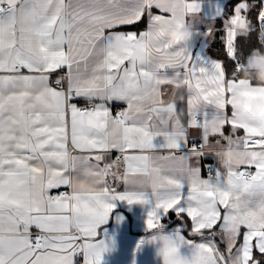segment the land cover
Returning a JSON list of instances; mask_svg holds the SVG:
<instances>
[{
    "label": "snow or ice",
    "instance_id": "6c2138e0",
    "mask_svg": "<svg viewBox=\"0 0 264 264\" xmlns=\"http://www.w3.org/2000/svg\"><path fill=\"white\" fill-rule=\"evenodd\" d=\"M255 8L241 0L223 21L229 76L194 48L213 32L197 23L225 16L219 0H0V264H103L118 202L144 210L137 248L157 243L163 264H264V107L238 102L264 105L251 69L264 49L237 45ZM145 13V30H115ZM255 15L264 43V3ZM177 16L192 38L156 46L157 25ZM234 145L241 158L222 160Z\"/></svg>",
    "mask_w": 264,
    "mask_h": 264
},
{
    "label": "crops",
    "instance_id": "0c3cea01",
    "mask_svg": "<svg viewBox=\"0 0 264 264\" xmlns=\"http://www.w3.org/2000/svg\"><path fill=\"white\" fill-rule=\"evenodd\" d=\"M228 0H219L222 6L226 8V3ZM120 3H127L128 0H118ZM155 10V14H159L158 9ZM218 19V18H217ZM216 19V20H217ZM215 21L208 20L206 22H198L196 25V30L203 32L206 30L208 25H211L213 31L215 30ZM125 26V25H124ZM121 27V26H119ZM118 27V28H119ZM146 29V28H145ZM116 31H119L115 29ZM127 32V31H125ZM163 36V40L158 41V45H162L164 41L167 42V47L171 48L168 43L167 37L161 33ZM213 32L211 35L205 37L203 35L195 38L194 40V48L195 50L202 51L207 57L211 59H215L209 56L207 53V48L212 41ZM180 43V42H177ZM160 55V54H158ZM160 56H167L166 54ZM260 61H264V56H256L252 60L251 69L258 72V67L254 66ZM60 71V70H57ZM54 74L51 76V80L53 82ZM257 99L254 98H238V102L245 105L250 111H258L261 107H264L261 103H257ZM78 103H85L83 98H79ZM111 105L114 109L115 106L120 108L126 107L123 102L113 101ZM183 106L178 102V107ZM229 115L231 113V109H228ZM230 126V125H229ZM189 141L191 140H199V136L196 134L197 130L189 129ZM230 133V131H229ZM227 133V134H229ZM236 135H243L242 130L238 132ZM215 137H210V142H215ZM190 144V143H189ZM178 155L180 153H177ZM111 159H115L118 152L112 151ZM104 162H101V166ZM193 163L195 161L193 160ZM205 164H216L215 157L211 154L206 155L201 158L200 167H201V176L202 178H207L203 174V167ZM217 166H219L217 164ZM254 170V169H253ZM109 183H112L111 178L109 177ZM118 183V182H117ZM118 190H122V185L118 188ZM176 220L174 213H169L167 217H165L161 222L164 223L167 227L166 230H171L175 227L174 221ZM106 229V233L109 239H114L115 248L114 250L106 253L103 257V264H163V260L161 257L157 255L159 251V247L157 243L149 242L140 245L139 249L137 248L138 244H140L141 240H144L148 237V230L146 228L145 220H144V210L140 206L129 207L125 202H118L117 208L115 209V214L112 219L108 221V223L104 226ZM82 260V258H80Z\"/></svg>",
    "mask_w": 264,
    "mask_h": 264
},
{
    "label": "trees",
    "instance_id": "16d2710c",
    "mask_svg": "<svg viewBox=\"0 0 264 264\" xmlns=\"http://www.w3.org/2000/svg\"><path fill=\"white\" fill-rule=\"evenodd\" d=\"M239 2H241V0H228L227 1L226 8H225L226 14L224 17L218 18L217 20H215L214 22L215 30L213 31L212 41L207 48V53L209 54V56L217 60H220L226 69L227 75L229 76L232 73V69L234 67L235 62L232 61L227 56L225 41L223 39L225 35L223 21L233 14V9L235 5ZM248 2L256 4V8L253 9L248 14V19L252 20L253 23L256 25V27H255L254 32L250 33L247 38H242V37L237 38L238 50L242 49L245 53L253 49H264V43H261V40H260V29H259L258 22L256 20V15H255V13L257 12L259 8V4L264 3V0H248ZM152 11L154 12L155 10H152ZM146 25H147V13H145L144 17H142V22H138L137 25H125V26H121L117 28V30L119 31H141V30H145ZM224 131H225V134L229 133L230 126L226 125Z\"/></svg>",
    "mask_w": 264,
    "mask_h": 264
},
{
    "label": "clouds",
    "instance_id": "9594fccd",
    "mask_svg": "<svg viewBox=\"0 0 264 264\" xmlns=\"http://www.w3.org/2000/svg\"><path fill=\"white\" fill-rule=\"evenodd\" d=\"M157 29L167 37L168 43L171 47L175 46L177 42L181 43L191 39L193 35L192 27L189 23H186L181 16H177L176 19L171 21L161 22L157 25ZM156 46L159 47L160 45L157 44ZM261 56H264V54H261ZM155 59L169 63L172 62L174 58L170 55L160 56L157 54L155 55ZM254 66L258 67L259 69L257 72L258 81L264 84V61H260ZM257 103L261 102L257 101ZM241 151L242 149L238 145H234L231 148H226L221 154V159L232 160L235 163L241 158Z\"/></svg>",
    "mask_w": 264,
    "mask_h": 264
},
{
    "label": "built area",
    "instance_id": "2783aa9c",
    "mask_svg": "<svg viewBox=\"0 0 264 264\" xmlns=\"http://www.w3.org/2000/svg\"><path fill=\"white\" fill-rule=\"evenodd\" d=\"M53 74H54V79H53V82H54V80L56 79V76L62 74V72L57 71L56 73H53ZM83 104H84V103H79L80 106H83ZM118 109H120V107L115 106L114 109H113V111H116V110H118ZM193 141H196V140H191V142H190V144H189V147H191V143H192ZM208 165H211V164H205L204 167H203V174H204V176H206V177H208V169H207V166H208ZM65 190H67V189H65V188L60 189V191H65Z\"/></svg>",
    "mask_w": 264,
    "mask_h": 264
},
{
    "label": "rangeland",
    "instance_id": "374dc122",
    "mask_svg": "<svg viewBox=\"0 0 264 264\" xmlns=\"http://www.w3.org/2000/svg\"><path fill=\"white\" fill-rule=\"evenodd\" d=\"M259 25V24H258ZM225 34V33H224Z\"/></svg>",
    "mask_w": 264,
    "mask_h": 264
}]
</instances>
